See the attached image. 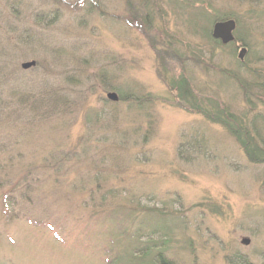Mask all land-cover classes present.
Wrapping results in <instances>:
<instances>
[{"label": "rangeland", "instance_id": "obj_1", "mask_svg": "<svg viewBox=\"0 0 264 264\" xmlns=\"http://www.w3.org/2000/svg\"><path fill=\"white\" fill-rule=\"evenodd\" d=\"M183 80L264 140V0H0V264H264V166Z\"/></svg>", "mask_w": 264, "mask_h": 264}, {"label": "trees", "instance_id": "obj_2", "mask_svg": "<svg viewBox=\"0 0 264 264\" xmlns=\"http://www.w3.org/2000/svg\"><path fill=\"white\" fill-rule=\"evenodd\" d=\"M209 37L212 40H214L211 37V35ZM238 62L241 63L240 61ZM182 82H183L182 91H180L182 87L181 86L178 89V94H177L178 96H176L180 102H183L182 106L184 107L186 106L184 105V101H185L187 104H190L191 107L193 106L195 107V109L201 110L203 114L199 111L198 112L204 115L207 118L208 122L228 126L231 133L237 138L248 161L252 164L264 166V140L262 139V136L259 133V130L257 128H254V122L248 124L245 121L246 120L245 117L239 116L240 117L239 118L238 116L233 114V112H230L227 109H222L221 106H218V103H216L215 105L214 104L215 102L211 106L213 107L212 109L213 111L206 109L204 106V103H202L203 101L197 98L193 89L192 88L190 89V86L188 85V83L185 82L184 80ZM23 99L24 98H21L20 101H22ZM126 99L127 98L125 97L123 98V100H126ZM2 105L3 103H1V106ZM183 109L189 110L187 107ZM247 124L250 125L249 128ZM5 203H9L7 197L5 198L4 203H3L4 206H6ZM119 207H123V206H119ZM146 210L148 211V213H150L154 211L155 209L151 210L147 208ZM133 212H134L133 210L129 209L127 211L128 213L127 216L131 217L134 223L140 224L142 226L141 229L143 228V226H145V224H146L145 227H147L148 223L146 222V219L144 217L134 215ZM150 215L151 213L147 214L146 216H150ZM164 217L165 216H163V218ZM134 233L137 238H139V236L141 237L140 227H137V230ZM150 241H151V238H148V242ZM137 250L138 252L141 253V255L140 256L132 255V257H130V263H132V260H137L139 262L140 258H143V260H145L148 257V255H150V249L147 248L146 246L144 248L142 247ZM152 257H153L152 261L154 262V264H167L165 260L161 257L160 252H156L155 254H153ZM106 264H110V263L107 262Z\"/></svg>", "mask_w": 264, "mask_h": 264}, {"label": "water", "instance_id": "obj_3", "mask_svg": "<svg viewBox=\"0 0 264 264\" xmlns=\"http://www.w3.org/2000/svg\"><path fill=\"white\" fill-rule=\"evenodd\" d=\"M235 28V22L232 20H228V21H224V22H216L213 25V29H212V37L214 39H219L222 43H228L231 42L233 40V36H232V31ZM245 49H242L238 55V57L240 59H242L243 55L245 54ZM34 62H28V63H23L21 66V68L23 69H29L32 66H34ZM107 99L115 102L118 100V97L115 93H109L107 95ZM242 243L247 245L249 243L248 239H243Z\"/></svg>", "mask_w": 264, "mask_h": 264}]
</instances>
